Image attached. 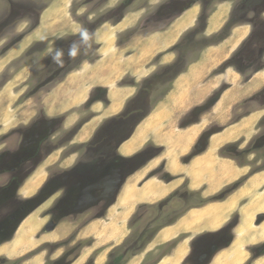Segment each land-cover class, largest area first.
I'll return each instance as SVG.
<instances>
[{"label": "rangeland", "instance_id": "1", "mask_svg": "<svg viewBox=\"0 0 264 264\" xmlns=\"http://www.w3.org/2000/svg\"><path fill=\"white\" fill-rule=\"evenodd\" d=\"M190 1L0 0V157L6 152L10 160L19 147L18 134H23L28 129L32 130L29 134L35 133L39 139L49 144L39 154L37 153L34 160L26 164L30 168L23 172L26 181L20 191L21 196H24L23 193L32 196L39 191L52 172L55 173L53 177L63 176V194L75 179L80 177L92 179L94 176L92 172L100 174L95 178L99 183L97 189L89 191L87 194L89 200H85L88 202L82 206L79 202H67L64 198L63 204L60 203L57 197H61V192L55 194L56 187L47 188L36 201L43 205H40L41 207L31 216L34 222H38L49 219L50 217L46 216L52 214L56 229L53 233H47L45 225L36 226L37 233L30 238L29 243H32V247L35 243L38 246L26 250L27 254L19 260L10 258L0 264H71L79 254L81 255L80 252L97 247L98 242L95 239L94 245L84 247L94 242L88 230H85L86 226L91 220L105 218L106 208L115 201L119 189L128 176L148 160L164 152V147L148 141L137 153L142 159L124 160V165L116 167L115 174L108 176L113 167L107 162L117 154L118 144L126 140L145 117L167 104L166 96H169L173 88L172 78L176 70L168 74L164 72V66L177 60V55L171 48L178 45L181 38L189 31L195 29L197 33L193 42L186 46V57L183 58L190 62L197 59L196 63L190 65V69L194 70L192 78L195 80L186 82L189 92H193L196 88L199 90L205 83L213 80L215 81L213 83L218 85L215 91L218 93L226 87L223 79H226V75L230 72L239 73L243 81L249 79L256 71L264 73V0H247L244 4H241L242 0H211L213 3L211 7H207V14H204L205 17L207 16L208 28L205 33L197 29L201 10L196 4L190 24L182 20L177 25V29L174 28L175 31L170 33L177 38L175 45L162 53L158 52L159 49L156 50L152 43L146 41L147 38L152 37L151 42L154 43L153 39L159 36L155 32L169 30L172 24L169 25L170 20L172 21L173 16H177V12L183 7L190 6L188 3ZM145 6L147 11L141 12V8ZM51 8L54 10L52 16L49 14L44 17L46 10ZM234 8L236 15L230 21L234 26L223 28ZM155 11L159 14L145 23L144 20ZM143 17L145 18L141 20ZM186 18L187 16L184 17ZM119 20L125 23L123 25L125 30L115 32L114 26ZM191 24H194L192 27L195 25L197 27L187 28ZM36 30L40 35L33 37L32 32ZM84 30L89 33L87 42H83L80 37V33ZM103 30L109 31L106 33ZM211 31L215 32L210 34ZM106 34H110L111 43L97 44V41ZM207 35L213 38L207 41L205 38ZM226 37H228L226 41H222ZM73 42L77 44V55L69 58L67 51ZM208 43L211 44L209 47H202ZM154 44L156 45L157 42ZM55 48L64 50L62 65L54 63L50 56V51ZM202 48L203 51L199 52ZM99 52L103 55L98 56ZM166 54H171L169 56L172 57L173 62L166 63L169 61V58L163 57ZM182 69L184 65L179 68ZM74 71L82 74L75 72L80 77L73 81L69 73ZM154 75H157V80L147 82V79ZM104 82L109 83L110 86L101 88L100 84H105ZM81 94L85 95L86 102L74 106L75 97ZM186 98L187 101L180 98L172 104L180 109L182 114L177 115L175 122L177 127H171L168 131H176L175 128L187 126L193 120H197L214 103V97L209 100L197 99L194 98V94L192 98L191 94ZM198 100L201 101L199 102L201 106L192 107L188 114H184L187 109H184V105L187 107L194 105ZM185 101L190 103L187 105ZM116 104L120 106H115ZM253 111L259 112V119L250 133L240 139L235 146L244 153L252 151L239 160L247 164L245 168L251 174L264 168V86L251 99L243 100L235 107L231 121L239 120ZM34 123H38L40 127H33ZM217 129L207 130L199 139L198 145L192 148L195 154L198 146L206 147L209 134ZM193 152L191 154H194ZM219 155L221 156V152ZM228 155L232 154L227 151L225 156L229 158ZM166 160L171 164V154ZM60 168L63 172H56ZM70 170H74L76 176L67 174ZM162 171L163 168H159L155 172L149 171V174L154 172L163 181L171 180L170 176ZM229 175H233V172H229ZM5 178L0 172V181ZM229 178L232 180L234 177ZM242 180L244 181L245 178L222 190L221 187L215 186L219 192L214 189L216 194L206 197L205 200H224L234 192L233 188L239 186L236 184H240ZM177 191L179 192L172 198L168 196L154 204L136 205L124 223L123 237L117 242L104 245L106 247L102 246L101 249H105L104 264H108L110 257L115 254L114 252L111 256V253L124 246L125 241L130 237L138 236L137 243L133 247L140 248L160 227L175 221L180 216L173 222L176 223L183 214L198 204L200 198L203 199L200 192H192L194 194L192 196L184 186ZM82 192L80 194L84 196ZM49 198L51 199L47 201ZM231 198H233L231 203L223 206L221 210H214L209 216L208 225L211 222L213 227L218 224L220 230L199 231V226L196 227L198 224L195 223L191 231L161 232L159 230L150 243L141 251H137L138 254L134 256L127 254L121 264H159L163 257L166 259L164 258L162 264H181L187 257L188 246L190 247V255L187 259L189 264H211L215 252L238 240L241 252L236 256V262L233 264H264V244L249 247L255 243V240L262 239L260 234L263 232L254 231L257 228L252 226L251 219L249 221L251 209L244 212L242 210L239 215L236 206L237 197ZM32 206L33 204L28 205L31 208L30 212L33 210ZM62 206L63 215L52 212L55 207L54 212H58V208ZM242 213L245 219L240 231H235L236 224H240ZM106 223H109L108 220ZM66 224L71 226V230L65 239L60 240L58 236H62ZM94 224L99 229L105 225L103 221ZM14 238L15 235L2 246L10 245ZM56 238L59 240H55ZM183 238H187L182 241L184 245L172 259L175 246ZM188 238L190 242L187 245ZM98 248L90 251L88 255L92 253L91 256L83 264H95L96 253L94 254L93 251ZM165 254L167 256H163ZM0 257L5 259L6 256ZM228 264H232L231 261Z\"/></svg>", "mask_w": 264, "mask_h": 264}, {"label": "crops", "instance_id": "2", "mask_svg": "<svg viewBox=\"0 0 264 264\" xmlns=\"http://www.w3.org/2000/svg\"><path fill=\"white\" fill-rule=\"evenodd\" d=\"M196 4H198L200 10V4ZM196 4L177 14V16L173 18V20L169 23V25L172 23L169 30H167L169 32L166 30H155L157 31L155 34L159 35L153 39L154 43L157 42L156 45L151 42L152 37L147 38L146 41L152 43L155 46V49H159L158 52L162 53L175 45L177 38L171 36L170 33H173L175 29H177V25L182 20L183 22L186 20L187 23L189 22L190 24V21L194 16L193 14H195ZM140 11L146 12V6L142 7ZM53 12L54 10L52 8L47 9L43 16L46 17L49 14L52 16ZM186 16L187 18L184 19ZM144 18L145 17L141 20ZM120 21L121 20H119V22ZM119 22H117L114 26L115 32H122V30H125L123 27L125 23L123 21ZM193 25L194 24L188 25L189 27L187 28H191ZM235 29L237 30V28ZM107 31L109 30H105L104 32L108 33ZM212 32L215 31H211L209 33L211 34ZM32 35L33 37H38L40 34L36 30L32 32ZM109 37L110 34H106L105 37L97 41V44L103 45L104 43L109 45L111 43V39ZM101 53L102 52H99L98 56L103 55V53ZM169 55L171 54L163 56L164 58H169V61H166V63L173 62L172 57ZM190 68L191 67H189L187 71L180 74L173 81V88L170 90L171 92H169V96H166L167 104L145 117L138 124V126H136L134 132L125 141H123L117 149V155L123 158H128L138 153L148 141H151L154 144H157V146L164 147V152H162L159 156L152 158L145 165L128 176L119 189L115 201L106 208L105 218H101V220H91V222H89L86 226L85 230H88V234L94 242L91 245L84 247H91L95 244V240L98 242L97 247H93H99L93 251L94 254L96 253L94 256L95 264H104L105 262V257L103 255L105 249H101L103 248L102 246L117 242L123 237L124 223L129 218L136 205L143 203H157L165 197L170 196L183 186L190 192H200L201 197L205 199L210 195L216 194L215 192L218 190H216L215 186H217V188L221 187L220 190H222L223 188L233 184L236 180L245 178V180H242L243 182L240 183L239 188H236V191L234 190L232 194H229L224 201L212 203L208 202L198 209H189L176 223L170 225V227L162 228L160 230L161 232L182 230L191 231L195 227H193L194 223L198 224L196 227L199 226V231L211 232L218 230L220 225L216 224L213 227L211 225L212 222L208 225V222L210 221L209 216L214 210H221L223 206L231 203L230 201L233 199L231 198L232 196L237 197L236 206L239 215L242 210L244 212V210L251 209V216L249 217V220L251 219L253 224L252 226L257 228L254 230L264 231V170L251 174L245 167H240L233 160L219 155L220 150L226 145L236 144L240 139L245 138V136L250 133V130L254 126L255 122L259 119V112L253 111L250 114L241 117L239 120L231 121L235 107L243 100L245 101L251 99L253 95L264 86V73L257 71L253 73L249 79L243 81L241 80L242 77L239 73L230 72L226 75V79H223V82H226V87L219 90L218 93L215 92L218 85L217 83H213L215 82L213 80L205 83L201 89L198 90L196 88L193 92H189L186 82L195 80V78H192L194 77L192 76L194 75V70ZM75 72L82 74V72L78 71L70 72L69 74L72 75L73 81L80 77V75L77 76V73ZM104 83L105 84H100V86H102L101 88L110 86L109 83ZM195 85L197 84L195 83ZM196 92H198V94H196ZM215 93L216 95H214ZM191 94L192 98L194 94V98L197 99L204 98L209 100L214 97V103H212L208 110L204 112L205 114H201L197 120H193V122L187 126H179V128H175L176 131H168L169 128L176 126L175 122L177 120V115L182 114V111H180L177 107H174L172 104L177 102L180 98L187 101L188 98H186V96H190ZM186 101L185 103L188 105L190 101L189 103ZM85 102V95L81 94L75 97L74 106L84 104ZM199 102L201 101L198 100L194 105H190L188 107L184 105V109L187 108L184 114H188L192 107L196 108L197 106H201V103ZM115 106L120 105L116 104ZM184 114L182 116H184ZM211 128L218 129L209 134L204 150L202 152H197L196 154H191L193 152L192 148L195 145H198L197 142L199 139L207 132V130ZM170 154L172 156L171 164L169 163V160H166V157ZM189 154L191 155L188 158ZM159 168H163L162 172L168 174L171 180L163 181L159 178L158 174H154V172ZM153 170L154 172L149 174V171L151 172ZM229 172H233V175H229ZM232 176L234 178L231 180L229 177ZM50 199L51 198L47 201ZM243 201H245V203H243ZM32 214L33 213H31L29 217L21 223L19 230L15 233V238L12 243L8 246H2L0 248V256L5 255L8 258L18 259L27 254L25 253L26 250H31L38 246L35 243L32 247V243H29L30 238L37 233L38 227L45 225L49 219L46 218L44 220L34 222ZM221 214L222 213H220V215ZM244 219L245 215L242 213L240 224L237 223L235 226L236 228L234 227L235 231H240V227ZM107 220L109 223H106ZM97 221H103L105 227L103 226L102 229H99V227L94 224ZM66 225L67 227L64 228L66 230L62 232V236H58L60 240L65 239L68 232L71 230V226L69 224ZM36 226L38 227L36 228ZM56 227L57 226H55L52 231L47 233H53ZM262 238L263 239L255 241L253 245H249V247L252 248L263 245L264 237ZM186 239L187 238H183L179 241L173 253L172 259L175 258L177 251L184 245L182 241ZM55 240L59 239L56 238ZM26 241H28V243H26ZM189 242L190 239L188 238L187 245ZM93 248H90L85 252L82 251L83 253L80 252L81 255L79 254L76 260L71 264H81L80 262L83 264L86 262L91 256L92 253L90 255L88 254L91 250H93ZM189 248L190 247L188 246L187 257L183 262H181V264H189L187 262L190 255ZM246 248H248V246ZM224 249L227 248H223L222 250ZM222 250H218L212 255V263L217 254H219ZM164 258L165 257L160 260L159 264L164 262Z\"/></svg>", "mask_w": 264, "mask_h": 264}, {"label": "flooded vegetation", "instance_id": "3", "mask_svg": "<svg viewBox=\"0 0 264 264\" xmlns=\"http://www.w3.org/2000/svg\"><path fill=\"white\" fill-rule=\"evenodd\" d=\"M244 1H247V0H242L241 4H244L245 3ZM223 2H225V1H223ZM188 3H190V6L183 7L182 10H179L177 13L179 14L182 11L186 10L187 8H190L191 5L199 3L200 7H201V9H200L201 13H200L199 18H198V23H197L198 27H197V25H195V27H192V28L197 27V29H200L202 31V33H205V31H207V16L205 17L204 14H207V11H208L207 7L208 6L211 7L213 2L211 0H191ZM158 11H157V13L155 11L153 15L148 16V19L146 18L144 20V22L146 23L147 20H149V19L151 20V18L154 15L159 14ZM235 11H236V9L234 8L232 10L230 17H229V21H227L225 27H223V28H226L227 26L232 28L234 26V24L231 23L230 21L236 15ZM173 17H175V16H173ZM156 20H158V19H156ZM170 22H171V20H170ZM196 34L197 33H196L195 29H193L192 32L189 31V33H187L186 35H184L181 38L182 40L179 41L178 45L174 46V48L173 47L171 48V50L173 49L174 53H176L177 60L174 61L172 64L164 66V68H165L164 72H168V74H169L170 71L176 70V72H174L175 74L172 78L173 81L180 75V73H181L180 71H182V70L186 71L187 67H190V65L197 62V59H195L193 62L184 60L183 58L186 57L185 56L186 51L182 52V50L185 47L184 46L180 47L181 45H185V46L190 45L193 42V39L196 38V36H195ZM228 37L223 38L222 41H225ZM205 38L208 41L213 37H211L210 35H207V37H205ZM210 45L211 44L208 43L202 47L207 48ZM203 48L200 49L199 52H202ZM183 61H186V62L183 63ZM183 65H184V69L179 70V68L182 67ZM157 78H158L157 75H154L151 78L147 79V82H150V81L154 82L157 80ZM37 124L34 123L32 126L39 128L40 125H37ZM29 132L32 133V130L28 129L23 134H20V135L18 134L17 146H19V147L14 152V155L10 160H9V156L7 157L8 153H6V152L3 153L0 157V172L2 173L3 176L6 177L5 179L0 181V247H2L3 243L8 242V240L13 235H15L16 231L19 230L21 223L24 220H26L31 213H33L37 208L40 207L41 204L36 203V201H38L41 198L42 193H44L47 188L56 187L54 190L55 194L61 192V197L58 196L57 198H58V201H60V203H62V204H63V198L65 199V201L71 202V203H73V201H76V202L81 201L82 203H84L85 200L88 199L87 194L89 193V191H93L94 189H97L96 187H98L97 185L99 184L98 182H96L97 179H95V178L97 176H99L100 174L92 172V174L95 177L93 176L92 179H84L81 177L75 179L70 184V186L65 191V193L63 194V176H61V177L58 176L59 178L56 176L53 177V175H55V173L52 172L48 181H46V183L43 184L42 187H40L39 191L34 193L32 196L31 195H25L24 193H23V195L25 197L21 196L22 193L20 191L22 190L23 184L26 181V178H23L24 177L23 172H24V170L26 171V170H29V168H30V166L26 165V164L28 163V161L34 160L36 155H38L42 151V149H45V147L46 146L48 147V145H49L45 140L39 139V136H37V134L34 133L31 135V133L29 134ZM49 133H51V130L49 131ZM120 144H118V147ZM196 150H198V149H196ZM239 150H241V149H239ZM116 153H117V150H116ZM6 157H7V159H6ZM134 158L135 159H142V157L139 156L137 153L131 157H128V158H123V157L116 154L112 160L107 162V164H109L113 167V169L110 170V174L108 176L111 177V174L114 175L115 171H116L115 170L116 167H118L119 165H120V167L123 166L124 162H125L124 160H129V159L134 160ZM150 160H148V161H150ZM128 162H130V161H128ZM145 164H143V165H145ZM34 168H35V166H34ZM59 171L63 172V170L61 168H60V170H57L56 172H59ZM68 172L69 173H67V174H72V175L74 174L76 176V173L74 172V170H70ZM61 175H63V174L61 173ZM67 178L68 177H66V180H68ZM237 181L238 180H236L235 182H237ZM53 185H55V186H53ZM238 187L239 186H235L233 189L235 190ZM81 191L84 192V196L80 194ZM97 191H99V190H97ZM23 192H24V189H23ZM97 193H99V192H97ZM220 201H224V200H217V199L216 200L215 199L209 200V202H211V203L212 202H220ZM30 204H33V206H32L33 210L31 212H30L31 208L28 207V205H30ZM143 204H148V203H143ZM55 208H53V210H52L53 213L63 215V206L58 208L59 209L58 212H54ZM198 208H200V207H197L194 209H198ZM49 215L46 216V217H50V218H49V221L45 224V226L51 224V225H54V228H55L56 222L53 219V215L52 214H49ZM45 226H44V228H45ZM168 227H170V226H168ZM165 228H167V227H165ZM218 230H220V229H218ZM218 230H216V231H218ZM216 231H211V232H216ZM21 258H23V257H21ZM19 259L20 258L15 259V260H19ZM8 260H10V258H8L7 256L5 257V259L0 257V262H6Z\"/></svg>", "mask_w": 264, "mask_h": 264}, {"label": "trees", "instance_id": "4", "mask_svg": "<svg viewBox=\"0 0 264 264\" xmlns=\"http://www.w3.org/2000/svg\"><path fill=\"white\" fill-rule=\"evenodd\" d=\"M185 47L184 49H183V51L182 52H185L187 49H186V46L185 45H181L180 47ZM188 46V45H187ZM188 50H190V49H188ZM183 71H181V73H182ZM257 72V71H256ZM241 73V72H240ZM241 74H243V73H241ZM264 120V119H263ZM235 146H236V144H230V145H228V146H226V147H224V148H222V150L220 151L221 152V157H226L225 155H227V151H229L232 155H228L229 156V159H231V160H233V161H235V162H237L238 164L237 165H239L240 167H245V165H247V164H245L244 162H240L239 160L240 159H243V158H240V157H243L244 155H248L249 153H252V151L251 152H246V153H244V152H242L241 150H239V149H237V148H235ZM203 150H204V148H202ZM259 149V148H258ZM224 155V156H223ZM226 158H228V157H226ZM262 170H264V168H262V169H258V170H256V171H254V172H252V174L253 173H256V172H260V171H262ZM240 183V182H239ZM236 185H239V184H236ZM182 190V189H181ZM179 191H176V192H174V193H172L168 198H172V197H174L175 196V194H177ZM188 193H190V195H194L192 192H190V191H188ZM201 199V198H200ZM199 199V202H198V204H196L193 208H197V207H201L202 205H204L205 203H207V202H209V200H205V199H202V200H200ZM193 208H190V209H193ZM180 217V216H179ZM178 217V218H179ZM178 218H176V220L178 219ZM175 220V221H176ZM175 221H172L171 223H169V224H167V225H165V226H162V227H160L157 231H155L154 232V234L151 236V238L149 239V240H146V241H144V244H143V242H142V246L140 247V248H138V249H135L134 247H133V245H136V243H137V238H138V236L137 235H135V236H132V237H130L127 241H125V244H124V246H122V247H120V248H117L116 250H114L112 253H111V256H112V254L115 252V254L112 256V257H110V260H109V262H108V264H121L122 263V261L125 259V257L127 256V254H129L130 256L132 255V256H134V255H136V254H138L139 252H137V251H141L142 249H143V247H145L148 243H150V241L155 237V235L159 232V230H161L162 228H164V227H168V226H170V225H172L173 224V222H175ZM177 246V245H176ZM175 246V247H176ZM163 256H167L166 254L165 255H163ZM162 259V258H161ZM160 259V260H161ZM89 263H91V262H89ZM92 264V263H91Z\"/></svg>", "mask_w": 264, "mask_h": 264}, {"label": "bare ground", "instance_id": "5", "mask_svg": "<svg viewBox=\"0 0 264 264\" xmlns=\"http://www.w3.org/2000/svg\"><path fill=\"white\" fill-rule=\"evenodd\" d=\"M49 13V12H48ZM21 77V76H20ZM153 167V166H152ZM132 182V181H131ZM146 196V195H145ZM152 199V198H151ZM256 213V212H255ZM114 221V220H113ZM250 221V220H249ZM35 224V223H33ZM253 225V224H252ZM251 228V227H250ZM27 229V228H26ZM251 230V229H250ZM264 230V229H263ZM28 231V230H26ZM248 231V230H247ZM255 231V230H254ZM263 232L264 231H260ZM242 233V232H241ZM263 233L260 234V238L264 237ZM243 235V234H241ZM50 237V236H49ZM53 237V236H52ZM49 239V238H48ZM241 239V238H240ZM252 239V238H251ZM263 239V238H262ZM54 241V240H53ZM256 241V240H255ZM250 242H253L250 240ZM239 240L238 242H234L231 245H229L228 247H226L227 249L222 250L219 254H217V256L214 259V264H228L229 261H231V263H235L236 262V256L240 255V249H239ZM241 243V242H240ZM242 244V243H241ZM247 245H248V241H247ZM241 246V245H240ZM182 253H180L181 255ZM212 264V263H211Z\"/></svg>", "mask_w": 264, "mask_h": 264}, {"label": "clouds", "instance_id": "6", "mask_svg": "<svg viewBox=\"0 0 264 264\" xmlns=\"http://www.w3.org/2000/svg\"><path fill=\"white\" fill-rule=\"evenodd\" d=\"M81 40L83 42H87L89 39V33L87 30H84L80 33ZM65 55L64 50L60 48H55L50 51V56L54 63H57L58 65L63 64V60L61 59ZM77 55V44L73 42L67 51V56L69 58L75 57Z\"/></svg>", "mask_w": 264, "mask_h": 264}, {"label": "water", "instance_id": "7", "mask_svg": "<svg viewBox=\"0 0 264 264\" xmlns=\"http://www.w3.org/2000/svg\"><path fill=\"white\" fill-rule=\"evenodd\" d=\"M197 151L198 152H202L203 151V149H202V147L200 148L199 146L197 147ZM89 200V199H88ZM88 201H86L85 203H82L81 201H79V203H80V206H82V204L84 205V204H86ZM113 203V202H112ZM112 203H110L109 205H111ZM54 229V225H46L45 226V231L46 232H50V231H52Z\"/></svg>", "mask_w": 264, "mask_h": 264}]
</instances>
